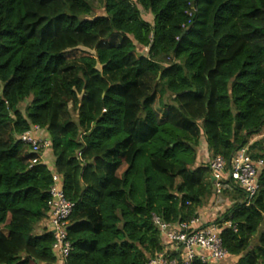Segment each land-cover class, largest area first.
<instances>
[{
    "label": "trees",
    "instance_id": "1",
    "mask_svg": "<svg viewBox=\"0 0 264 264\" xmlns=\"http://www.w3.org/2000/svg\"><path fill=\"white\" fill-rule=\"evenodd\" d=\"M34 127L52 169L30 167ZM263 134L264 0H0V264H60L36 233L52 174L75 204L65 264H147L165 245L153 215L188 222L217 195L201 142L229 167L245 147L264 161ZM258 183L251 201L223 183L237 264H264V169Z\"/></svg>",
    "mask_w": 264,
    "mask_h": 264
},
{
    "label": "built area",
    "instance_id": "2",
    "mask_svg": "<svg viewBox=\"0 0 264 264\" xmlns=\"http://www.w3.org/2000/svg\"><path fill=\"white\" fill-rule=\"evenodd\" d=\"M38 127L25 133L19 140L31 150L35 156L30 162L32 168L42 162L43 155L51 147L47 138L36 137L40 133ZM211 171L216 194L219 196L223 189L228 188L223 183L229 181L237 185L251 201L259 191L258 176L264 169V161H254L249 155L248 147L240 149L232 158L229 167L226 161L217 157L208 163ZM60 177L52 174L53 186L49 194L47 217L41 224L42 231L53 235L52 250L57 255L60 264H65L71 251L69 241L70 218L75 204L68 201L60 185ZM152 222L164 239V250L150 259L147 264H193L195 260L202 264L210 261L221 262L229 258L223 247L221 238L222 228L219 225L200 226V218L188 222L169 224L153 215ZM230 226V224H224Z\"/></svg>",
    "mask_w": 264,
    "mask_h": 264
},
{
    "label": "rangeland",
    "instance_id": "3",
    "mask_svg": "<svg viewBox=\"0 0 264 264\" xmlns=\"http://www.w3.org/2000/svg\"><path fill=\"white\" fill-rule=\"evenodd\" d=\"M95 6H98V4L95 3ZM96 15L101 16V15H103V12L97 11ZM142 15L146 21L152 23L153 18L151 17L150 14H145L144 12H142ZM138 51L140 53H142L143 55H147V52H148V50L141 49V48ZM91 55L93 56L94 52H91V51L83 49V48H79L77 50L70 51L68 53L69 58H81V57L91 56ZM98 69H101V68L98 67ZM24 107H25V105L21 107L22 112H24ZM154 108L158 112V118H162L163 114H161L162 110L160 109L158 102H156V104L154 105ZM48 159L49 160L46 159V161H49V163H51V160L53 162L51 154L48 156ZM52 166H53V164H49L48 168L52 169ZM215 200L216 201L211 206L206 207V210L208 211L207 212L208 214H213L212 218L213 219L215 218V220H216L221 214H223L227 210V205L230 206V203H229V200L221 194L219 196H217V198ZM263 230H264V226L261 227L260 231H263ZM36 233H38V234L40 233L39 228L37 229ZM257 244H258V235L252 241L251 250H254L257 247Z\"/></svg>",
    "mask_w": 264,
    "mask_h": 264
},
{
    "label": "crops",
    "instance_id": "4",
    "mask_svg": "<svg viewBox=\"0 0 264 264\" xmlns=\"http://www.w3.org/2000/svg\"><path fill=\"white\" fill-rule=\"evenodd\" d=\"M34 136H36V137H39V136H41V137H44V138H46V136L43 134V133H35L34 134ZM263 136H264V134H263ZM263 136H261V137H258V139H261ZM46 159L47 160H49L48 158H46V157H43V161L45 160L46 161ZM52 159H53V162H52V160H51V164H53V166H54V162H55V160H54V158L52 157ZM199 160V161H198ZM211 161V157H210V155H209V153H208V148H207V145H206V143H205V141H202L201 142V145H200V148H199V150H198V158H197V166H201L202 164L204 165V164H208L209 162ZM46 164L47 165H49V161H46ZM217 198V195H216V197H214L213 199H211L208 203H207V205L199 212V218H200V226L201 227H206V226H210V225H213V224H215V221L222 215H220L216 220H215V218L213 219L212 217H213V214H208L207 212V210H206V207L207 206H211L216 200ZM229 203H230V201H229ZM230 206H231V203H230ZM230 206H228L227 205V209L230 207ZM215 220V221H214ZM39 232H41V224L39 225ZM239 262V258H236V257H230L229 256V258L228 259H226V260H224V261H221V262H215V261H210L208 264H237Z\"/></svg>",
    "mask_w": 264,
    "mask_h": 264
},
{
    "label": "clouds",
    "instance_id": "5",
    "mask_svg": "<svg viewBox=\"0 0 264 264\" xmlns=\"http://www.w3.org/2000/svg\"><path fill=\"white\" fill-rule=\"evenodd\" d=\"M42 162H43V160H42ZM43 222V221H42ZM42 222L40 223V224H42ZM39 228V227H38ZM42 232H45V231H42V228H41V232L40 233H42Z\"/></svg>",
    "mask_w": 264,
    "mask_h": 264
},
{
    "label": "water",
    "instance_id": "6",
    "mask_svg": "<svg viewBox=\"0 0 264 264\" xmlns=\"http://www.w3.org/2000/svg\"><path fill=\"white\" fill-rule=\"evenodd\" d=\"M212 181L214 182V179Z\"/></svg>",
    "mask_w": 264,
    "mask_h": 264
}]
</instances>
